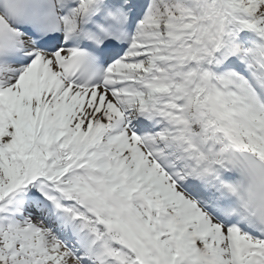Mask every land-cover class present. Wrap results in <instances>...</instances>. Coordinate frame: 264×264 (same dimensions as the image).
Here are the masks:
<instances>
[{"label":"snow or ice","instance_id":"6c2138e0","mask_svg":"<svg viewBox=\"0 0 264 264\" xmlns=\"http://www.w3.org/2000/svg\"><path fill=\"white\" fill-rule=\"evenodd\" d=\"M0 264H264V0H0Z\"/></svg>","mask_w":264,"mask_h":264}]
</instances>
